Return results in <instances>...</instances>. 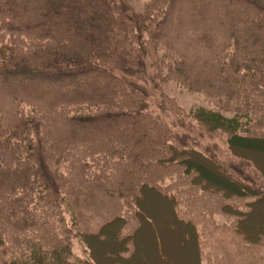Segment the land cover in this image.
<instances>
[{
  "label": "trees",
  "instance_id": "1",
  "mask_svg": "<svg viewBox=\"0 0 264 264\" xmlns=\"http://www.w3.org/2000/svg\"><path fill=\"white\" fill-rule=\"evenodd\" d=\"M156 1L133 15L120 0H0V247L9 264H100L94 237L108 253L114 245V261L131 260L143 220L154 226L140 206L145 191L168 204L197 264H264V192L176 143L131 76V57L166 49L174 84L214 107L191 117L226 134L232 156L264 179L232 150L234 140L264 145V0H177L174 32L170 15L154 19ZM50 150L75 155L81 171L52 169ZM83 203L98 216L86 223L96 229L78 230L87 258L72 253L76 226L65 221Z\"/></svg>",
  "mask_w": 264,
  "mask_h": 264
},
{
  "label": "rangeland",
  "instance_id": "2",
  "mask_svg": "<svg viewBox=\"0 0 264 264\" xmlns=\"http://www.w3.org/2000/svg\"><path fill=\"white\" fill-rule=\"evenodd\" d=\"M120 1L129 6L128 10L130 13L133 15H140L144 12L142 9L147 0ZM174 1L176 3H174ZM177 2V0H161L158 1V4L156 1L154 5L155 8L153 13H155L154 19L156 21L163 19L165 15H170L169 18L170 20L172 19L170 23H173V28H170V25L166 26L168 32L176 31L174 23L178 20L179 12L173 8H178ZM153 3L154 1H151L150 6ZM174 19H176L175 22ZM161 47L162 46L158 44L156 47L148 48L149 50L140 56L135 55L131 57V60L135 64V67L132 69L138 71L134 72L137 73L135 76H133L134 74L131 76L137 81V85L140 87L139 89L143 94L147 112L157 116L163 126L169 129L176 143L186 148L202 151L216 160L217 163H220L229 174H233V176L239 178L240 181L249 183L254 186V188L264 192V179L256 174L255 170L248 162L232 156L228 149L227 135L220 131L209 132L204 125H201L197 120L191 117L189 112L195 108L199 106L210 108L213 106L205 99V96L199 92L191 89L187 90L174 84L170 79L172 77L170 76L171 69L168 67V61L171 56H169L168 53L164 54L165 51L163 50L166 49H162ZM120 61V58L116 60V64L122 63ZM232 147V150L238 154L252 157L255 160L254 162L264 171V145L260 143L254 144V142L246 140H234L232 142ZM49 152L53 154L47 159V161L54 163L52 169L55 167V170L61 171L62 174L66 171H81L80 162L77 161L75 155L69 156L57 150H50ZM66 152L69 153L71 151ZM72 163L75 165L74 168H71ZM205 172L208 176L217 177L215 176L216 170L212 168L207 169ZM70 189H72V187ZM69 193L68 195H71L73 199L79 196L78 192ZM84 200L85 203L88 204L87 199L85 198ZM85 203L77 209L76 212L78 213L75 216V221H70V219L72 220L70 212H64L67 224L70 227L72 224L76 226V230L73 229V232L70 233L72 242L70 247L72 253L80 258H87V250L78 235V230L82 228L94 230L96 229V222L87 224L89 226H87L86 223L91 221V217L94 221H98L96 220L98 217L96 212L92 211L90 207L85 206ZM140 206L147 218L153 220L154 226L148 225V223L143 220L142 226L137 232V235L141 238L136 241V251L134 256H132L133 258L131 260L129 259V261H119V259H116V261H118L119 264H197L195 244L192 240L188 239L189 237L187 238L181 233L180 229L182 225L176 224V222L172 220V214L168 204L161 200L154 192L145 191L144 199L140 202ZM262 209H264V207H262ZM252 213L251 215H253ZM216 218L218 221L222 220L220 215H217ZM249 224L250 222L248 220V225ZM153 227L156 228V231H158L160 235L159 241L156 239L154 231H152ZM88 244L92 248L94 259H96L97 262L100 264H116V261H114V258L110 255H116V249H114L112 243H109L108 247L113 248V253H108L105 246L106 243H104L103 240H99L97 237L88 240ZM1 249L2 247H0V264H9L8 258ZM221 253L222 252H220L219 255H222ZM228 253L227 256H230V261H233L234 257L232 254ZM254 253L257 254L256 257H254L255 260H257L260 253Z\"/></svg>",
  "mask_w": 264,
  "mask_h": 264
}]
</instances>
